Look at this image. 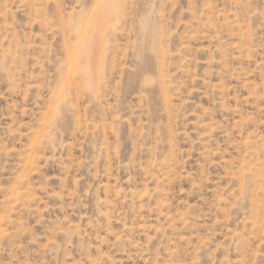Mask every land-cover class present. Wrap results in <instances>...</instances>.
<instances>
[{
	"label": "rangeland",
	"instance_id": "obj_1",
	"mask_svg": "<svg viewBox=\"0 0 264 264\" xmlns=\"http://www.w3.org/2000/svg\"><path fill=\"white\" fill-rule=\"evenodd\" d=\"M0 264H264V0H0Z\"/></svg>",
	"mask_w": 264,
	"mask_h": 264
},
{
	"label": "bare ground",
	"instance_id": "obj_2",
	"mask_svg": "<svg viewBox=\"0 0 264 264\" xmlns=\"http://www.w3.org/2000/svg\"><path fill=\"white\" fill-rule=\"evenodd\" d=\"M91 37V36H90ZM93 39H95V38H91L90 40H93ZM88 52H87V57H86V63H87V65H88V67H89V70H88V76L90 77V68H91V65H92V61H93V56L91 55V53H90V55H89V52H90V49L89 50H87ZM93 53V52H92Z\"/></svg>",
	"mask_w": 264,
	"mask_h": 264
}]
</instances>
